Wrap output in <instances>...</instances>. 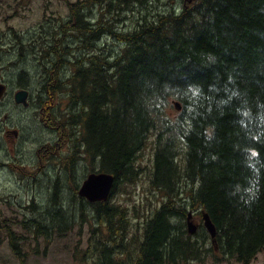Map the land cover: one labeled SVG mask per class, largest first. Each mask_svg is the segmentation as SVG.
<instances>
[{
  "label": "trees",
  "instance_id": "obj_1",
  "mask_svg": "<svg viewBox=\"0 0 264 264\" xmlns=\"http://www.w3.org/2000/svg\"><path fill=\"white\" fill-rule=\"evenodd\" d=\"M154 1L68 3L67 20H50L51 26H81L82 57L67 94L79 107L73 125L81 165L88 174L116 178L108 202L82 199L81 218L93 215L97 225L88 247L96 244L109 264L115 255L131 258L134 247L130 264L201 260L213 250L211 237L203 225L189 236L185 223L188 209L198 207L215 225L221 253L250 264L264 252V0H183V7L153 15ZM92 2L88 14L81 4L91 8ZM138 4L145 10L142 22L137 12L127 13ZM109 15L117 25L128 18L133 24L118 32ZM11 36L2 38L1 49L21 38ZM111 38L119 50L105 49ZM149 143L151 170L139 163ZM146 170L161 206L143 226H133L132 210L111 199L124 185L133 189ZM26 209L30 217L3 228L0 223L22 263L29 243L19 238L49 241L69 228L62 209L46 213L48 220L37 204Z\"/></svg>",
  "mask_w": 264,
  "mask_h": 264
},
{
  "label": "rangeland",
  "instance_id": "obj_2",
  "mask_svg": "<svg viewBox=\"0 0 264 264\" xmlns=\"http://www.w3.org/2000/svg\"><path fill=\"white\" fill-rule=\"evenodd\" d=\"M74 1L75 0H70V2ZM183 5V0H155L152 5V14L154 15L155 12L166 11L175 7L181 8ZM143 11L145 12L144 9ZM97 12L100 21L99 10H97ZM69 13L66 0H0V41L1 38L8 36L12 37L11 35H13L14 32L21 36V38H16L17 40H27L31 38L37 26L42 28L40 24L44 23L43 26H51L50 20H54V17H61L63 20H67ZM90 13L93 14V12L89 11L88 14ZM108 21L113 25L112 27L117 28L118 32H128L131 27L117 25L116 21L111 20L110 15L108 16ZM71 26H73V24ZM49 29L50 28H47V30ZM114 40L115 39L111 38L105 44V49L107 51H110L109 49L114 51L120 49V45L115 43L116 41ZM83 45L84 44H82L81 47ZM86 49L89 50L92 48ZM21 52L25 55L31 54L27 49H21ZM8 54L9 53H5V55ZM5 55L0 53V67H4L9 63V58ZM11 60L12 62L16 60L17 66L13 69V67L9 68L10 65H8L7 72L2 73L0 71V75H2L3 78H7L10 74L14 81L16 80V75L18 87L19 84L20 86L23 84L27 87V83L30 84L31 88L32 86L34 87V76L39 69L34 68L31 58L26 56L21 58L18 54L16 59L14 56ZM20 74H23L25 77L24 82L20 81ZM13 88L12 86L11 91ZM59 99L66 100V96L63 95L59 97ZM11 100L12 99L8 96L2 101V105H5V108L0 111V122L3 121L8 123L7 119L4 118V113L12 110ZM46 110L48 111V109ZM12 115H14V119L17 120L18 128L25 136H28L29 139H32V136L43 137L44 139L48 138L42 126L40 127L34 120L31 109L19 105L17 109L14 108V114ZM3 127H5V124ZM75 148L77 151L79 150L77 140ZM31 149H33V146L31 145L30 147V144L23 147L25 151H30ZM140 155V165L151 170L153 168L154 145L149 143ZM26 158H29V156H26ZM85 166L86 165H80L78 172L74 171L77 165L75 167L70 165L69 167L67 166L65 172L58 171L57 174L60 176V184H56V182L53 181V177L46 181L43 175H38L37 178L41 180L35 183L33 178L37 174V169L33 168L31 165H27L26 168L19 172L22 178L29 179L28 182H24L23 184H21L20 181H18L17 185L14 184L13 186L5 184L4 175L0 174V198L4 199L7 197L8 202L11 201L14 204L12 206L18 209L7 210L9 208L0 205V223L2 228L8 223H18L23 217H30L31 213L26 208L31 205L32 200H34L35 204H39L42 216L46 220H48L46 213H53L62 209L65 213V217L68 218V221H64V224H69L66 235L59 236L58 234H53L52 237L49 238V241L44 238H19L21 243H29V245L22 247V253L26 260L24 263L13 253L6 229H0V264H109L108 261L102 259L99 253H96V244L94 241V247H88V245L92 243L90 231L92 228L94 229L97 227L96 220L93 215H88L86 218L82 217L83 219L81 218V207H75L72 194V192H76L75 196H77L78 191L73 189V191L70 192L72 184L79 179L80 175L82 182L87 177L89 169ZM150 178V171L146 170L142 172L140 179L137 181V185L133 189H131L132 187H126L124 185L123 191H120L111 199V202L115 201L121 204L122 207L132 210L131 216L134 219L133 226H143L145 220L161 206L162 197L151 187ZM51 202L54 204H51ZM134 209L138 212H135ZM202 212L203 211L198 207H191L188 209V214L185 219L187 230V218L190 213L192 215L191 220L194 221L197 230L203 225ZM138 215L139 218H137ZM71 221L74 222L72 225H70ZM80 221H83V223L80 224ZM99 228L102 230L105 229L104 227ZM133 231L136 232V229L134 228ZM17 232L19 236H27L22 228H17ZM196 234L197 231L194 235L189 234V236L194 238ZM139 236L138 233V237ZM210 246L213 247V250L205 252L201 260L190 261L187 264H241L235 259H229L224 256L217 246V241L213 243L211 239L208 248ZM134 250L131 258L129 256V258L124 259L120 255H115L113 264H130L131 259L134 258L136 254L135 247ZM250 264H264V252L259 253Z\"/></svg>",
  "mask_w": 264,
  "mask_h": 264
},
{
  "label": "flooded vegetation",
  "instance_id": "obj_3",
  "mask_svg": "<svg viewBox=\"0 0 264 264\" xmlns=\"http://www.w3.org/2000/svg\"><path fill=\"white\" fill-rule=\"evenodd\" d=\"M86 1L75 0L70 2V0H66V4L84 3ZM81 5L86 8V13L93 12V2L91 8H88L87 4ZM135 12L138 13V18L142 22L144 11L141 4L135 5L134 11L130 10L127 13L132 16ZM132 24V19L128 18L124 25L131 26ZM39 27L37 26L34 29L31 38L27 40H7L11 44H4V47L0 48V52H4L1 54L9 53L5 55L9 58V63L4 67H0L2 73L7 72L8 65H10L9 68L13 67V69L17 66V61L12 62L11 58L15 56L16 59L18 54L21 58L25 56L31 58L34 68L39 69L35 73V82L32 88L29 83H27V87H21L20 84L18 87L16 75L15 81L10 74L7 78L0 75V84L6 87V93L0 100V111L5 108L2 101L8 96L12 99V110L4 113V118L7 119L8 123L0 122V174L4 175L5 184L12 186L17 185L18 181L21 184L28 182V178H22V175L19 174L27 165L37 169V174L33 178L35 183L41 180L37 176L43 175L46 181L53 177L56 184H60L58 171L65 172L67 166L75 167L77 165L74 171L78 172L81 165L80 153L75 148L78 133L76 132V126H71L74 124L73 114L77 115L79 107L67 97L68 91L72 87L69 80L75 73L76 65L82 57L81 45L83 38L81 26ZM91 27L93 28V20ZM47 28L50 29L47 30ZM3 40L1 38V41ZM21 49H27L31 54L25 55L21 52ZM12 86L14 88L11 91ZM20 90H26L29 93L28 105L22 106L32 110L34 120L40 127L42 126L43 131L48 136L47 139L33 136L32 139H29L18 128L17 120L14 119L12 114H14V108L17 109L19 106L15 101V95ZM63 95L66 96L67 101L59 99ZM4 124L5 127H3ZM28 144H30V147L32 145L33 149L30 151L23 150V147ZM26 156H29V158H26ZM81 185L80 175L79 179L72 184L71 191H69L72 192L73 189L79 191ZM72 194L75 207H80L82 198L79 197L78 192L77 196L73 192ZM33 204H35L34 200L31 201V205ZM0 205L10 206L14 204L11 201L8 202L6 197L4 199L0 198ZM37 205L39 206V204ZM123 258L128 257L125 254Z\"/></svg>",
  "mask_w": 264,
  "mask_h": 264
},
{
  "label": "water",
  "instance_id": "obj_4",
  "mask_svg": "<svg viewBox=\"0 0 264 264\" xmlns=\"http://www.w3.org/2000/svg\"><path fill=\"white\" fill-rule=\"evenodd\" d=\"M6 93V87L3 84H0V100L4 97ZM28 97L29 93L26 90H20L15 95V101L19 105H28ZM178 110H181L179 104H176ZM116 178L114 175L109 173H90L83 180L82 185L78 191V195L80 198L86 200L90 204L95 203H104L108 202L113 193V189L115 186ZM191 213L187 218V228L188 234L194 235L197 231V227L195 226L194 221L191 220ZM203 225L208 231L213 243L216 241V227L213 224L210 216L206 212H202Z\"/></svg>",
  "mask_w": 264,
  "mask_h": 264
},
{
  "label": "bare ground",
  "instance_id": "obj_5",
  "mask_svg": "<svg viewBox=\"0 0 264 264\" xmlns=\"http://www.w3.org/2000/svg\"><path fill=\"white\" fill-rule=\"evenodd\" d=\"M77 119V118H76ZM60 216V215H59Z\"/></svg>",
  "mask_w": 264,
  "mask_h": 264
}]
</instances>
